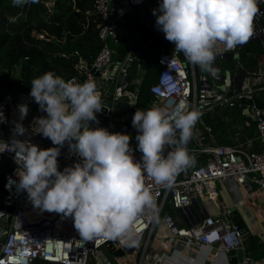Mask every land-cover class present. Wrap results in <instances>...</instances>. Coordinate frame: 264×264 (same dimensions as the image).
<instances>
[{
	"label": "built area",
	"instance_id": "2783aa9c",
	"mask_svg": "<svg viewBox=\"0 0 264 264\" xmlns=\"http://www.w3.org/2000/svg\"><path fill=\"white\" fill-rule=\"evenodd\" d=\"M160 3L162 0H96L94 14L101 20L102 47L91 64L76 52L79 58L77 73L68 80L95 82L101 93L102 107L106 108V112H99L106 126L99 128L130 135L134 160L140 162L142 153L136 150V129L113 126L115 105L124 101L134 107L146 73L155 67V82L150 86L153 101L147 109H164L172 120L178 109L197 110L201 114L187 145L195 163L179 173L171 187L157 185L145 176V186L153 195L156 209L136 219L132 240L121 237L84 241L71 218L33 207L27 193L17 187L20 169L15 163V152L0 153V163L10 160L14 164L4 175L0 264H33L38 260L51 264H113L108 256L113 257L115 264L127 261L132 264H228L229 252L244 251L241 229L232 223L228 212L222 211L220 216L212 217L202 210L203 218L196 221L191 208L203 198L217 203L218 192L210 186L216 181L234 180L239 186L249 182L264 192V110L255 104V100L264 103V66L246 69L240 63V45L231 50L220 45L213 63L215 73L200 75V67L191 65L186 58L183 60L182 53H176L174 44L157 29L156 16L152 12ZM258 8L247 42L258 39L264 55V0H259ZM36 37L45 39L42 34ZM120 47L125 48L124 52ZM230 54L234 55L232 61L227 59ZM234 68L238 72L233 74ZM222 69L228 73L226 76L221 74ZM29 93L18 91L15 96L8 94L0 101V141L11 144L14 122H21L18 106L27 104L29 112L21 123L28 131L16 138L28 140L41 150L59 147L32 132L34 118L47 114L39 110ZM243 100L252 104L243 105ZM227 108L241 109L242 115L254 122L259 151L252 150L254 139L243 136L238 124H234L237 132L233 145L217 142L213 127L204 117ZM92 124L89 122V126ZM169 150L166 148L165 156ZM80 162L66 141L60 148L58 170ZM10 180L16 183L10 184ZM168 207L181 212L190 225L181 226L177 219L164 213ZM155 240L159 241L158 252L154 251ZM241 264L253 262L250 257H244Z\"/></svg>",
	"mask_w": 264,
	"mask_h": 264
},
{
	"label": "clouds",
	"instance_id": "9594fccd",
	"mask_svg": "<svg viewBox=\"0 0 264 264\" xmlns=\"http://www.w3.org/2000/svg\"><path fill=\"white\" fill-rule=\"evenodd\" d=\"M35 3L38 0H12L14 7ZM258 3L259 0H162L152 14L156 16L157 29L174 44L176 53H182L191 65L214 74L218 46L231 50L251 37ZM30 84V97L47 114L34 118L32 132L59 147L41 150L28 140L16 138L28 131L21 122L29 108L27 104L19 105L21 122H14L11 144L0 141V153L16 154L18 189L27 193L34 208L71 218L84 241L121 237L132 240L136 219L156 209L153 195L145 186V176L157 185L171 187L175 177L195 163L187 145L201 114L178 109L172 120L159 107L137 109L132 127L138 133L136 150L142 157L135 162L130 135L90 128L89 122L98 123L96 113L103 108L94 81H66L48 71ZM66 141L81 162L59 171L60 148ZM166 148L170 150L165 156Z\"/></svg>",
	"mask_w": 264,
	"mask_h": 264
},
{
	"label": "trees",
	"instance_id": "16d2710c",
	"mask_svg": "<svg viewBox=\"0 0 264 264\" xmlns=\"http://www.w3.org/2000/svg\"><path fill=\"white\" fill-rule=\"evenodd\" d=\"M44 0L24 7H14L12 0H0V101L5 95L15 96L18 91H31L30 81L45 72L53 71L66 81L77 73L79 58L76 52L89 64L100 52L99 39L101 20L94 14L96 0ZM45 35V39L37 35ZM124 52V47H120ZM261 46L247 43L241 48L244 66L252 67L258 62ZM183 55V54H182ZM184 56V55H183ZM151 67L146 73L140 90L138 103L133 107L121 101L115 105L113 126L134 129L132 117L137 109L146 110L153 101L150 86L155 82ZM247 118L241 109L216 110L204 117L213 127L217 142L230 145L226 136L237 132L234 124L243 123ZM256 127L246 128L250 138ZM10 160L0 163V207L4 198V175L13 168ZM33 264H51L38 260Z\"/></svg>",
	"mask_w": 264,
	"mask_h": 264
},
{
	"label": "crops",
	"instance_id": "0c3cea01",
	"mask_svg": "<svg viewBox=\"0 0 264 264\" xmlns=\"http://www.w3.org/2000/svg\"><path fill=\"white\" fill-rule=\"evenodd\" d=\"M49 2V1H47ZM53 4V3H52ZM255 43V42H246ZM240 45V63L246 69L256 68L259 66H264V55L261 50V54L258 57V62L255 66L246 67L241 60V48L245 45ZM260 46L259 43H255ZM238 72L235 68L232 73ZM253 121L246 119L242 124L239 123L238 126L241 127L242 135L247 136L245 133L246 128H251ZM255 125V124H254ZM234 129V128H233ZM235 130V129H234ZM231 131L228 132L226 138L230 145L234 144V136L231 135ZM248 137V136H247ZM254 139L252 150L259 151L260 143L255 139V135L250 137ZM210 186L215 187L218 192V201L214 203L207 198L199 199L198 204H194L191 208L196 221L203 218L202 210L206 215L212 217H218L221 215L222 211H226L229 214V218L233 222L230 216V211L236 210L240 216V219L249 229L250 236L244 241V256L250 257L253 264H264V192L261 191L256 185L249 182L245 183L243 186H239L234 180L228 181H216L211 183ZM176 211V210H175ZM180 214L177 220L178 224L181 226L190 225V221L182 216L181 212L176 211ZM228 264H230L228 262Z\"/></svg>",
	"mask_w": 264,
	"mask_h": 264
},
{
	"label": "water",
	"instance_id": "95a60500",
	"mask_svg": "<svg viewBox=\"0 0 264 264\" xmlns=\"http://www.w3.org/2000/svg\"><path fill=\"white\" fill-rule=\"evenodd\" d=\"M249 42H255V43H259V40L258 39H254L252 41H249ZM172 49V47H171ZM233 54H230L227 56V59L229 61H232L233 59ZM240 76H242V73H240ZM243 105H247V104H252L251 101H246V100H243L242 101ZM255 104L257 105V107L261 110H264V103H261L259 100H255ZM102 112H106V108H102ZM97 117V121H92V125L90 126V128L92 129H95V128H98V127H105L106 126V123L105 121H102V115L101 113H98L96 115ZM192 208H194L192 206ZM230 216L232 217L233 219V222H235V225L236 226H239V228L241 229V233H242V237H243V240L246 241L249 236H250V233H249V229L247 228V226L243 223V221L240 219V216L238 214V212L236 210H232L230 211ZM11 221V218L9 219V222ZM2 250V244H0V251ZM244 251L243 250H237V251H231L228 253V258H229V263L230 264H241L244 260Z\"/></svg>",
	"mask_w": 264,
	"mask_h": 264
},
{
	"label": "rangeland",
	"instance_id": "374dc122",
	"mask_svg": "<svg viewBox=\"0 0 264 264\" xmlns=\"http://www.w3.org/2000/svg\"><path fill=\"white\" fill-rule=\"evenodd\" d=\"M44 1H46V0H44ZM45 3H46L48 6L53 5L52 2H47V1H46ZM174 48H175V46H174ZM180 57H181L183 60H185V57H184L182 54L180 55ZM199 74L202 75V74H205V72L202 71V72L199 73ZM221 74H222L223 76H226L228 73L225 72V70L222 69ZM164 213H169L173 218H175V219H177V220H178L179 217H180V214L177 213L175 210H173V209L170 208V207H168V208L164 211ZM1 241H2V237H0V242H1ZM153 247H154V251H155V252H158L159 249H160L159 241L155 240V242L153 243ZM102 252H103V254L106 253L105 250H102ZM108 258H109L110 260H112V263H113V264H115V261L113 260V257L108 256ZM133 259L136 260V256H135V255L133 256ZM119 260L121 261V259H119ZM123 264H132V263H131L130 261H127V262H125V263H123Z\"/></svg>",
	"mask_w": 264,
	"mask_h": 264
}]
</instances>
